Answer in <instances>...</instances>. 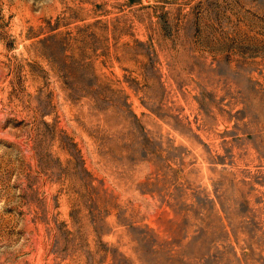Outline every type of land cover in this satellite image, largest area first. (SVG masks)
Instances as JSON below:
<instances>
[{
	"label": "rangeland",
	"instance_id": "obj_1",
	"mask_svg": "<svg viewBox=\"0 0 264 264\" xmlns=\"http://www.w3.org/2000/svg\"><path fill=\"white\" fill-rule=\"evenodd\" d=\"M0 264H264V0H0Z\"/></svg>",
	"mask_w": 264,
	"mask_h": 264
}]
</instances>
